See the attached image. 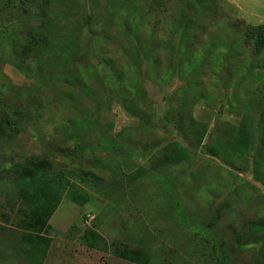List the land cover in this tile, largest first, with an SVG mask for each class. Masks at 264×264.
Here are the masks:
<instances>
[{
	"label": "rangeland",
	"instance_id": "rangeland-1",
	"mask_svg": "<svg viewBox=\"0 0 264 264\" xmlns=\"http://www.w3.org/2000/svg\"><path fill=\"white\" fill-rule=\"evenodd\" d=\"M38 2L0 10V264L27 263L22 170L89 196L61 202L43 264H264V0Z\"/></svg>",
	"mask_w": 264,
	"mask_h": 264
},
{
	"label": "trees",
	"instance_id": "trees-1",
	"mask_svg": "<svg viewBox=\"0 0 264 264\" xmlns=\"http://www.w3.org/2000/svg\"><path fill=\"white\" fill-rule=\"evenodd\" d=\"M40 1L44 3L38 2L35 5L36 14L39 18L41 17L40 19L45 18L49 20L52 15L56 14V9L58 8L56 4L59 0ZM25 2H29V0H25ZM3 9L16 13L17 11H23L24 13L33 12L32 8L21 4L20 0H4L3 5L0 6V10ZM10 29H12L11 26L0 27V38L1 35L9 34L8 31ZM132 31L134 33L136 28ZM246 40L248 43H255L258 51L264 50V24L248 26ZM64 50L60 51L52 47H46L42 51V54H51L60 60L62 59ZM23 53L29 54L27 49H24ZM48 58L50 59V56ZM71 64L76 65L78 62L76 59H72ZM242 136L243 140L240 141V145H248L246 132H243ZM19 173H21V177L17 181V186L20 188L19 200L21 207L17 210L18 217L15 218L16 221L14 220V223L17 224V227L21 231L24 230L26 234L20 239L18 245L15 246V251L18 255L25 257L27 260L26 264H43L51 245V238L45 234L51 230L49 221L61 202L64 199H68L77 205H86L89 202V196L83 188L59 175L53 176L45 172L35 175L33 170H22ZM249 233L250 236L253 235L255 238L264 233V219L250 222ZM84 236L87 238L86 234ZM95 239L98 241L104 238L96 235ZM87 245L89 248H96L95 241ZM123 256L128 260L137 261L138 264H142L145 260V254L141 250H132Z\"/></svg>",
	"mask_w": 264,
	"mask_h": 264
}]
</instances>
